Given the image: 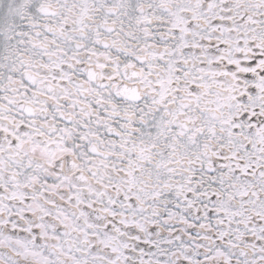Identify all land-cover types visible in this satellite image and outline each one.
Returning <instances> with one entry per match:
<instances>
[{
    "label": "snow or ice",
    "instance_id": "snow-or-ice-1",
    "mask_svg": "<svg viewBox=\"0 0 264 264\" xmlns=\"http://www.w3.org/2000/svg\"><path fill=\"white\" fill-rule=\"evenodd\" d=\"M0 264H264V0H0Z\"/></svg>",
    "mask_w": 264,
    "mask_h": 264
}]
</instances>
